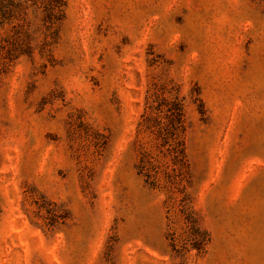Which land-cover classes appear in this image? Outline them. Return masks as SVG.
Here are the masks:
<instances>
[{
	"label": "rangeland",
	"instance_id": "374dc122",
	"mask_svg": "<svg viewBox=\"0 0 264 264\" xmlns=\"http://www.w3.org/2000/svg\"><path fill=\"white\" fill-rule=\"evenodd\" d=\"M0 264H264V0H0Z\"/></svg>",
	"mask_w": 264,
	"mask_h": 264
}]
</instances>
